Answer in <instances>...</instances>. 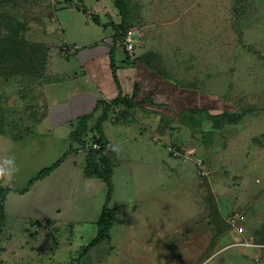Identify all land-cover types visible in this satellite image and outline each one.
<instances>
[{"label":"rangeland","instance_id":"374dc122","mask_svg":"<svg viewBox=\"0 0 264 264\" xmlns=\"http://www.w3.org/2000/svg\"><path fill=\"white\" fill-rule=\"evenodd\" d=\"M114 1L0 0L1 39H10L0 48L34 52L36 69L22 73L7 62L11 69L0 76V161L14 157L20 167L0 189L23 190L68 151V127L51 129L47 122L58 101L52 93L65 82L64 73L78 70V48L114 34L93 22L98 15L102 23L120 24ZM131 1L137 14L126 42L130 57L153 60L206 97L202 106L210 100L214 110L240 119L203 114L175 121L140 112L123 140L151 142L153 136L165 145L152 144L157 156L139 141L125 148L142 162L134 165V176L111 157L109 207L116 220L109 240L78 260L97 234L107 188L81 169L75 172L68 156L27 194L6 197L0 264H264V0ZM116 59L126 63L122 48ZM173 104L162 109L171 111ZM128 113L116 108L107 121L112 144L122 138H115L110 122H122ZM157 192H163L161 206Z\"/></svg>","mask_w":264,"mask_h":264},{"label":"trees","instance_id":"16d2710c","mask_svg":"<svg viewBox=\"0 0 264 264\" xmlns=\"http://www.w3.org/2000/svg\"><path fill=\"white\" fill-rule=\"evenodd\" d=\"M114 6L121 19L120 24L117 25L113 22L102 23L98 15H93V22L99 26L101 25L105 29L111 27L114 31V34L106 40V44H108V55L110 59L112 78L118 91L117 97L112 100H95L93 108L88 113L79 115L76 118V120H78L77 127L70 136L71 144L69 150L51 166L41 169L33 178L29 180L26 188H24L23 190H15L12 188L0 189L1 235L3 223L6 219L4 205L6 197L8 195L12 193L19 195L27 194L37 182L46 179L48 176H50V174L57 170L65 162L69 155L78 154L79 152H85L86 157L84 176L90 179L101 180L106 185L107 194L106 203L103 206L100 216L96 222V225L98 227L97 234L87 246L82 247L81 251L79 252V261L82 260L85 256H87L89 252L92 251L94 248L109 240L110 231L113 228L114 222L116 220V210L111 209L109 207L114 193V164L112 162L111 156L106 153L109 143L103 132V124L110 120L112 113L116 108H123L125 111L130 112L131 110H134L136 108L143 109V107L145 105H148L149 103L154 105V102L148 99L144 101H138L140 93V85L138 83H134L130 94L124 93L118 75L120 69L123 67L118 66L116 64V52L119 48H122L127 55L126 63L123 65L124 67H133L138 62L143 63L157 76L168 82V85L173 87V90H178L179 93L181 92L184 95L183 103L179 107H175L174 105V109L171 110V113L168 114V116L164 115V119L170 118L175 121H184L187 119V116H190L189 118H191L195 115L203 114L209 116L210 118L214 116H222L223 118H228L231 123H237V121L240 119V117L232 115L228 110H214L211 107V104H207V106H202L201 104L203 100L206 99V97L200 95L196 90L182 85L181 83L164 73L162 70L158 69L153 60H149L146 57H136L135 59H132L130 57L128 49H126V42L127 37L131 29L133 28V20L136 17L137 12L131 0H115ZM1 36L2 35L0 31V47L3 45V43L10 41L9 38L6 40L1 39ZM38 48L42 50V52H44L43 47L40 46ZM33 55L34 52H30L28 54L18 53L15 49H12L11 45H5L3 48H0V76H3L5 74V70L11 69L10 67L7 68L5 66L7 65V62H9L13 68L22 69V73L36 72V69L32 67L34 66V59L32 58ZM41 58L42 62L40 63V68L43 72L46 67V54H43L42 57L41 53ZM190 104H192L191 106H196L190 108ZM98 112H101V115L98 117L95 125L89 128V121H91ZM59 124L57 123V121H54L53 127L58 126ZM94 146H97V148H94Z\"/></svg>","mask_w":264,"mask_h":264},{"label":"crops","instance_id":"0c3cea01","mask_svg":"<svg viewBox=\"0 0 264 264\" xmlns=\"http://www.w3.org/2000/svg\"><path fill=\"white\" fill-rule=\"evenodd\" d=\"M106 40H104L102 43L98 45L86 47L83 49L78 48L74 55V57H77L76 60L78 64L77 65L78 70L77 71L74 70L75 71L74 73H69V74L64 73L63 76L61 77L66 78L65 82H63L62 84H58L57 91L56 92L54 91L52 93V96L57 97L58 101L53 103L52 106L50 107L47 122L51 124V126L49 124L51 129L52 128L54 129L55 127H58L60 125H65L66 128L68 127L66 136L69 138V147L71 144L70 136L72 132L76 129L78 123V120H76V118L79 115L88 113L93 108L95 100H99V99L112 100L115 97H117L118 91L112 78L110 59L108 55L109 52L108 44H106L107 43ZM116 64L118 66L123 67L120 69L118 75L124 93L130 94L134 83H138L140 85V93H139L138 101H144L148 99L154 102V105L151 103L145 105L143 107V109L145 110H143L142 108H136L134 110H131L132 113H128L127 118L123 120L124 122L123 121L116 123L110 122L114 124L113 129H114L115 138L117 136H120V138H122V143L118 142L116 144H112L111 141L108 139V135L105 130L106 125L108 123L105 122L103 124V132L109 143L107 147V152L108 153L112 152L111 157L115 156L120 158L119 166L126 167L131 172V175L134 176L135 173L137 174L138 172V170L133 169L134 165L142 164V162H138L140 161L138 158L139 156H134L132 154L130 155L124 149L127 148L129 145H131L134 141H136V143L137 141H139L140 147L145 148L144 151L148 153L149 151H151L154 156L155 155L157 156L156 154L157 150L154 149V146H152V144H159L161 143V141L158 143H154L153 136L150 139L152 140L151 142H147L144 139L142 140V137L140 139L137 138L138 139L137 140L132 136L126 138V140L124 141L123 138H125L126 135L128 134V130H131L129 129V127H131V125L134 126L135 123L137 124L139 123V122H135V120H138V115L140 114V112L143 114L146 113V115L149 116H154V118L156 117L161 119L163 117L165 118V116H168V114H170L171 111L169 109L163 110L162 107L163 106L165 107L166 105L169 106L170 103H174L173 106L175 105V107H179L183 103L184 95L181 92L180 94L178 90H173V87L169 86L168 82L157 76L152 70H150L143 63L138 62L133 67L131 66L124 67L122 64L118 63V61H116ZM87 84H91V86H87ZM69 86H72V88H69ZM205 102L207 104H212L210 100L208 101L205 100ZM173 106L172 109H174ZM100 115L101 112L100 113L98 112L95 115V117L92 119V121H89V126L93 127L95 125V121H97ZM132 118H134V121H132ZM54 121H57L58 124L59 123L61 124L53 127ZM115 126L116 128H114ZM122 126H126L128 127V129H124ZM142 130L143 133H145L147 131V128L144 127L142 128ZM143 133L141 135H143ZM161 144L163 146L165 145V143H161ZM110 145L119 146V147L121 146L122 149L116 152L112 150ZM85 157H86L85 152L84 153L79 152L78 154L69 155L68 161L72 162V164L74 165V168L76 169L75 172H77V169L78 171H80L81 169L82 173L84 174ZM162 157L164 160L165 158L166 161L168 160L167 154ZM166 161L164 162L167 165L168 163ZM63 166H65V164L62 165V167ZM60 168L61 167H59L58 170ZM70 172H72L71 169ZM160 194L161 195H159L160 196L159 206L163 205V201L161 199V196H163V192ZM156 195L157 196L154 197L155 200L157 197H159L158 194Z\"/></svg>","mask_w":264,"mask_h":264},{"label":"clouds","instance_id":"9594fccd","mask_svg":"<svg viewBox=\"0 0 264 264\" xmlns=\"http://www.w3.org/2000/svg\"><path fill=\"white\" fill-rule=\"evenodd\" d=\"M113 151L118 152L120 149L118 146H111ZM20 172V167L16 163L14 157H5L0 161V186H8L14 180L17 174ZM161 264H166V261H162Z\"/></svg>","mask_w":264,"mask_h":264},{"label":"built area","instance_id":"2783aa9c","mask_svg":"<svg viewBox=\"0 0 264 264\" xmlns=\"http://www.w3.org/2000/svg\"><path fill=\"white\" fill-rule=\"evenodd\" d=\"M94 148H97V146H94Z\"/></svg>","mask_w":264,"mask_h":264}]
</instances>
